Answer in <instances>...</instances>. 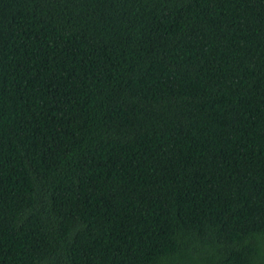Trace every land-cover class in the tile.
<instances>
[{"label":"trees","instance_id":"obj_1","mask_svg":"<svg viewBox=\"0 0 264 264\" xmlns=\"http://www.w3.org/2000/svg\"><path fill=\"white\" fill-rule=\"evenodd\" d=\"M0 264H264V0H0Z\"/></svg>","mask_w":264,"mask_h":264}]
</instances>
